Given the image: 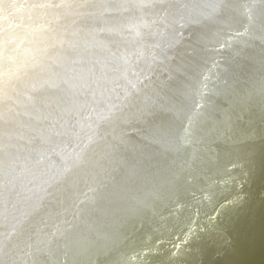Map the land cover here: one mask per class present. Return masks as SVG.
I'll list each match as a JSON object with an SVG mask.
<instances>
[{
  "label": "bare ground",
  "instance_id": "6f19581e",
  "mask_svg": "<svg viewBox=\"0 0 264 264\" xmlns=\"http://www.w3.org/2000/svg\"><path fill=\"white\" fill-rule=\"evenodd\" d=\"M4 3L0 264H264V0Z\"/></svg>",
  "mask_w": 264,
  "mask_h": 264
},
{
  "label": "clouds",
  "instance_id": "9594fccd",
  "mask_svg": "<svg viewBox=\"0 0 264 264\" xmlns=\"http://www.w3.org/2000/svg\"><path fill=\"white\" fill-rule=\"evenodd\" d=\"M11 0H5V3L3 4V7L5 10H8L11 8ZM12 71H16L13 69ZM8 74V70L0 69V79H2L4 76Z\"/></svg>",
  "mask_w": 264,
  "mask_h": 264
},
{
  "label": "rangeland",
  "instance_id": "374dc122",
  "mask_svg": "<svg viewBox=\"0 0 264 264\" xmlns=\"http://www.w3.org/2000/svg\"><path fill=\"white\" fill-rule=\"evenodd\" d=\"M189 229H191V231H193V230H194V229L192 230L191 226H190V228H189ZM188 235H190V233H189ZM186 238H187V237H186ZM187 240H188V239H187Z\"/></svg>",
  "mask_w": 264,
  "mask_h": 264
}]
</instances>
